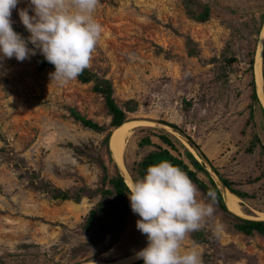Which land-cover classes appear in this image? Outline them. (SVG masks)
I'll return each mask as SVG.
<instances>
[{"label":"rangeland","instance_id":"obj_1","mask_svg":"<svg viewBox=\"0 0 264 264\" xmlns=\"http://www.w3.org/2000/svg\"><path fill=\"white\" fill-rule=\"evenodd\" d=\"M29 5L30 0H19L11 17L14 31L24 37L30 33L19 10L29 8L34 15ZM205 5L210 6L209 18L197 21L191 11L199 13ZM263 15L264 0H100L95 17L104 31L89 69L112 81L120 106L135 101L125 121L152 122L134 127L126 137L122 158L132 181L141 178L138 163L148 152L168 148L192 167L188 150L204 164L223 197L226 187L217 171L250 194L238 196L243 217L264 220ZM259 49L261 84L255 67ZM54 71L41 69L35 55L24 61L0 58V264L117 262L147 245L130 201L122 230L113 220L112 195L100 213L101 225L86 230L100 194L61 199L42 189L44 182L72 194L84 186L100 188L105 172L92 160L97 154L108 176L119 171L128 180L110 146L116 127L110 125L104 96L93 82L78 77L63 84L52 81ZM252 80L259 97L254 104ZM72 109L106 130L84 126ZM255 135L260 143L249 151ZM145 136L151 145H140ZM71 145L94 151L77 153ZM198 175L208 181L204 172ZM200 198L205 199L202 193ZM217 221L224 225L219 234L213 231ZM202 229L207 241L197 243L189 234L184 247L197 249L203 264H264V236L237 231L216 207Z\"/></svg>","mask_w":264,"mask_h":264},{"label":"clouds","instance_id":"obj_2","mask_svg":"<svg viewBox=\"0 0 264 264\" xmlns=\"http://www.w3.org/2000/svg\"><path fill=\"white\" fill-rule=\"evenodd\" d=\"M19 0H0V58L18 61L37 50L54 65L50 77L59 83L75 80L91 66L103 26L95 12L100 0H30L19 17L30 33L22 37L13 29L12 11ZM29 44L33 47H29ZM132 211L140 219L137 229L147 237V246L136 253L144 264H203L200 252L185 248L189 234L199 231L215 214L216 192L200 190L179 166L164 160L148 166L143 177L127 185ZM217 221L213 231H223Z\"/></svg>","mask_w":264,"mask_h":264},{"label":"trees","instance_id":"obj_3","mask_svg":"<svg viewBox=\"0 0 264 264\" xmlns=\"http://www.w3.org/2000/svg\"><path fill=\"white\" fill-rule=\"evenodd\" d=\"M192 1V0H191ZM190 9V8H189ZM192 10V9H190ZM192 16L197 21H206L209 18L210 15V6L205 5L203 10L199 13L194 14L193 11H191ZM264 15L262 16L261 21L263 20ZM17 29H15L16 31ZM24 37V35H22ZM27 38V37H24ZM30 47H33V45L29 44ZM190 53L193 54L194 51L190 50ZM36 60L38 61V65L41 69L45 67H51L55 69L54 65L47 62V60L43 57V55L40 54V52L37 50L35 55ZM251 66L253 67L254 64V58L251 60ZM263 74H264V68H263ZM78 79L81 82H93L94 90L101 93L105 98V105L107 107L108 113L111 117L110 125L111 127H119L126 119H127V111H134L136 107V103L134 100H128L124 103L123 106H120L118 103L115 102L113 98V84L110 79H106L103 77H100L97 73H95L93 70H90L89 68L85 69L79 76ZM252 104L259 103V97L257 94V90L254 84V80H252ZM250 105L252 107L253 105ZM263 113L264 109L261 108ZM73 117L80 121L84 126L89 127L91 129H94L96 131H104L106 130V126L99 125L92 119L86 118L84 115H81L78 111L72 109L71 111ZM251 117L253 118V110H251ZM175 128H177L175 125H173ZM181 131V130H179ZM110 136V131L104 138V144L108 145ZM163 142L170 144L173 148L174 145L168 139L167 136L162 135L160 136ZM260 143V139L257 135L254 136L252 144L248 147L249 151H253L256 142ZM151 145L152 140L149 136H145L140 140V145ZM72 149L76 151L77 153L81 152L84 153L85 151L93 152L94 150L87 145H81V146H74L71 145ZM91 150V151H90ZM261 154L264 156V144L261 145ZM187 158L190 161V164L192 167L181 157H178L177 155H174L171 153V151L168 148H164L159 146L157 149H154L147 154H145L142 159L139 161V177H143L146 173V169L148 166L159 163L164 160L170 161L173 165L179 166L182 170H184L188 176L191 178L194 184L197 185L200 192L203 194V196L206 198V194L209 189H213L216 192L217 200L215 203V207L217 210H219L227 219H229L233 225V228L237 231L243 232L247 235H252L254 233H259L260 235L264 236V220L262 219H250L245 218L243 216H240L238 214L233 213L226 205V202L224 200L222 190L216 183L215 179L210 175L209 171L206 169L204 164H202L200 161H198L194 155L187 150ZM92 160L99 162L101 168L105 172V175L103 176V186H101L98 189L91 190L88 187H80L75 191V194L70 193L67 190H63L57 187H53L48 182L42 183V189L43 191H48L51 193V196L53 198H61V199H67L75 196V198H79V196L82 193L89 192L90 196L94 194H100L101 200L97 203L96 206H94L90 212L89 216L86 219L84 228L86 230L94 229L101 225L102 223V217L100 213L106 208L107 206V199L110 195H112L111 199V206H112V216L113 220L117 226V230L120 231L123 229V226L126 223V217L129 209V198H128V188L127 183L124 179V176L117 171V174L114 176H108L107 166L104 163V160L102 159V156L100 154H97L93 156ZM198 171L204 172L208 176V181H204L201 179L198 175ZM217 173L220 176V179L222 180L224 186L230 190L232 193L236 194L237 196L241 198H246L250 196L249 193L238 189L234 187L233 181H231L228 178H225L223 175H221L218 171ZM107 184H110V188H107ZM191 237L194 239L195 242L201 243L207 241L208 237L206 234V231L204 229H200L199 231H195L190 233ZM144 261L141 259L133 264H142Z\"/></svg>","mask_w":264,"mask_h":264},{"label":"bare ground","instance_id":"obj_4","mask_svg":"<svg viewBox=\"0 0 264 264\" xmlns=\"http://www.w3.org/2000/svg\"><path fill=\"white\" fill-rule=\"evenodd\" d=\"M255 67L257 68V74H258L259 83L261 84V82H262L261 49L258 50V56L256 58V66ZM259 86H261V85H259ZM150 123L152 124V122H149V121L127 120L123 124H121L119 127H116L113 130L114 132H113V135H112V140L110 141L111 142L110 146H111V148L113 150L114 158L116 159L118 165L120 166V168L122 169V171L124 172V174H126V176L128 178L127 184H131L133 181L131 180V177L128 176V172H126L125 166L123 164V158H122L123 150H124L125 143H126V137L129 136L128 134L131 133L130 131L134 127H136L138 125H148ZM224 197H225V200H226L225 202H226V204H227V206L229 207L230 210H232L234 213H236L238 215H241V216L243 215L244 216V212L242 211L241 206H240V198L237 195L232 193L227 188H224ZM261 214H262V216H264V212H261ZM135 259H137L136 258V253H134L132 255L125 256V257H122L117 262H112V263L86 262L84 264H122V263L131 262V261H133Z\"/></svg>","mask_w":264,"mask_h":264}]
</instances>
